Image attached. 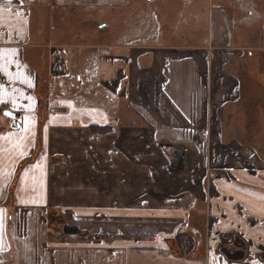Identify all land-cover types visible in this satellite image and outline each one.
<instances>
[{
    "label": "crops",
    "instance_id": "obj_1",
    "mask_svg": "<svg viewBox=\"0 0 264 264\" xmlns=\"http://www.w3.org/2000/svg\"><path fill=\"white\" fill-rule=\"evenodd\" d=\"M129 1L0 0V264H264V0H145L206 6L199 41L53 38Z\"/></svg>",
    "mask_w": 264,
    "mask_h": 264
},
{
    "label": "rangeland",
    "instance_id": "obj_2",
    "mask_svg": "<svg viewBox=\"0 0 264 264\" xmlns=\"http://www.w3.org/2000/svg\"><path fill=\"white\" fill-rule=\"evenodd\" d=\"M203 1L205 0H200L202 5ZM206 2L208 3V0ZM175 6L172 7L168 1L162 6H157L156 3L154 7L153 5L148 6L145 0H130L129 4L125 6L90 5L85 7L88 10L86 12H83L84 8L79 6L82 10L81 16L84 14V16L88 15L95 18H91L90 21L86 22H76V25L71 21L70 24H74V27L79 30L76 34L65 31L69 27L68 24H66L67 26H59L58 33H54L53 38L64 42L77 41L78 43L98 46L104 45L108 41L127 42L137 39L155 43L174 42L173 40L178 34L182 37L187 35V39L198 41L205 38L204 35L208 25L207 7H196V4L189 6L184 3H178ZM77 8L78 6L74 9ZM174 8L177 13H174ZM188 10L191 12L190 14H193L192 17L199 20L189 21L191 16H189ZM148 16H151V18L149 19ZM144 19L148 20L144 22ZM106 22L108 23L107 28L105 27ZM143 27H146L147 30H143ZM150 27H154L155 30L150 29ZM150 30L155 31V35L146 34ZM187 39L182 38V41L179 42H187ZM82 49L87 50V48ZM82 49L81 52L76 50L78 66L81 62V53L84 51ZM246 62L247 60L243 59V64ZM98 103L103 104V98L98 99ZM262 107L264 109V105ZM254 142L258 146L264 145V135L258 134Z\"/></svg>",
    "mask_w": 264,
    "mask_h": 264
},
{
    "label": "trees",
    "instance_id": "obj_3",
    "mask_svg": "<svg viewBox=\"0 0 264 264\" xmlns=\"http://www.w3.org/2000/svg\"><path fill=\"white\" fill-rule=\"evenodd\" d=\"M92 129H97L101 131L107 130L109 127L107 126H98L95 127L91 125ZM172 159L174 160V156L172 155ZM172 160V161H173ZM9 216V227H12L13 219ZM73 219V214L68 211H63L60 208L51 207L48 208L47 211V226L50 230L55 232L58 235H64L66 233H79L86 234L87 231L80 230L77 226L69 225V221Z\"/></svg>",
    "mask_w": 264,
    "mask_h": 264
},
{
    "label": "built area",
    "instance_id": "obj_4",
    "mask_svg": "<svg viewBox=\"0 0 264 264\" xmlns=\"http://www.w3.org/2000/svg\"><path fill=\"white\" fill-rule=\"evenodd\" d=\"M21 125H22V115H21V113L16 112L11 116L10 120L8 121V128L18 129L21 127ZM188 215H189V213L186 212L185 213L186 219L183 222L184 224H186L188 222Z\"/></svg>",
    "mask_w": 264,
    "mask_h": 264
},
{
    "label": "snow or ice",
    "instance_id": "obj_5",
    "mask_svg": "<svg viewBox=\"0 0 264 264\" xmlns=\"http://www.w3.org/2000/svg\"><path fill=\"white\" fill-rule=\"evenodd\" d=\"M8 2L10 3V2H11V0H8Z\"/></svg>",
    "mask_w": 264,
    "mask_h": 264
}]
</instances>
